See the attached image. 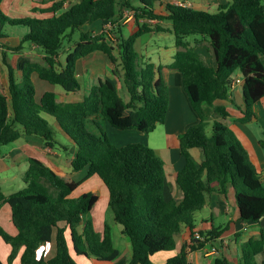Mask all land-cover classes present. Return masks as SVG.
<instances>
[{
	"label": "trees",
	"instance_id": "trees-1",
	"mask_svg": "<svg viewBox=\"0 0 264 264\" xmlns=\"http://www.w3.org/2000/svg\"><path fill=\"white\" fill-rule=\"evenodd\" d=\"M46 1L51 5L41 9L43 16L9 17L0 7V24L28 28L16 49L30 42L44 52L42 64L21 59L17 68L20 76L7 64L8 93L0 88V144L26 134L40 137L48 147L66 148L44 117L46 114L54 117L74 145L71 169L87 172L82 180H73L31 157L22 189L5 195L0 187V205L9 206L17 229L11 235L0 225V238L10 246L6 262L0 259V264H13L20 251V264H78L74 258L78 255L105 263L117 259L119 251L113 244L110 226L104 223L98 233L88 215L99 198L98 191L72 196L83 180L93 175L107 188L108 208L128 238L130 258L126 264H189L185 247L163 263H154L151 256L174 250L175 236L184 228L193 236L194 213L203 208L208 194L224 192L227 184L234 191L238 219L260 220L264 216V182L230 128L215 120L211 133H206L205 107H211L221 117L228 114L225 107L215 102L228 99L232 74L239 71L244 103L238 121H257L253 104L264 95V0H229L215 12L160 0H74L66 8L64 0ZM155 2L163 4L165 14L154 12ZM126 9L132 12L137 25L128 36L117 21ZM141 18L171 22L177 48L171 63L154 66L140 58L134 48L136 39L144 33L162 30L157 23L152 28L139 22ZM107 21L111 28L105 32ZM75 33L79 34L78 39L66 53L64 63L58 66L57 56L64 42L71 41ZM4 36L0 31V38ZM189 36L207 41L213 65H208L189 46ZM95 51L104 53L115 65L114 75L120 67L129 95L127 102L109 78L99 79L79 102H58L53 91H45L39 102L35 101L32 73L66 92H78L81 83L76 62ZM170 71L180 73L182 87L199 120L178 136L184 165L176 172L175 180L182 196L167 200L162 158L141 142L114 145L100 120L119 130L152 132L167 115L166 76ZM90 124L96 130L90 129ZM193 147L202 151L200 164L194 162L189 152ZM226 228L213 227L202 232L205 240H191L190 248H201ZM52 239L55 253L47 258V245ZM220 262L228 264L225 260ZM239 264H264V229L242 243Z\"/></svg>",
	"mask_w": 264,
	"mask_h": 264
},
{
	"label": "crops",
	"instance_id": "crops-1",
	"mask_svg": "<svg viewBox=\"0 0 264 264\" xmlns=\"http://www.w3.org/2000/svg\"><path fill=\"white\" fill-rule=\"evenodd\" d=\"M73 1L74 0H64V8H66ZM160 1L163 3L178 4V2L183 0ZM228 1L229 0H184L187 7L206 10L209 12L217 11L220 4H225ZM50 5L51 2L46 0H2L0 3V7L4 13L9 17L14 18L25 16H43L45 14L41 12V9ZM154 12L157 14H165L163 11V4L160 5L159 2H155ZM131 19H133L132 12L127 9L117 17V21H119V23L123 22L122 30L124 26L132 22ZM139 22H145L152 28H154L157 23L162 29L144 33L136 39L134 48L140 55V58L143 61L153 63L154 66L171 63L177 50L175 46V38L171 32V22L168 20L157 21L142 18L139 19ZM109 23V21L105 22L104 27ZM0 31L5 34L4 37L0 38V88L4 94H7V64L14 68L17 75L20 76V71L17 69L20 60L25 58L32 62L42 64L44 62V52L40 46L30 42H24L20 49H16V47L20 45L21 37L28 32V28L25 26L10 25L5 23L0 24ZM166 34L173 36V41H171L170 44L157 45V47L150 45L152 36H162ZM186 40L188 41L189 46L194 47L195 51L200 54L202 59L208 65H213V54L205 39L200 36H189ZM3 55L5 57V62L3 61ZM64 58L65 55L62 57L61 52H59L57 56L58 66L64 63ZM114 68L115 65L111 64L106 55L101 51H95L89 56L79 59L76 62V75L81 83V88L78 92H66L59 85L51 84L48 81L39 78L38 74L34 72L31 77L35 86V101L39 102L45 91H53L58 102H79L83 99L84 95L89 93L90 88L98 83L99 79L109 78L114 81L124 102H127L129 100V95L126 96L127 91L122 83V71L120 67L117 66V75H114L112 73ZM235 78H239L240 82L230 87L228 99L215 102L216 105H222L225 107L228 114L225 117H221L217 113H214L211 107H205L208 118V124L206 127L211 128L212 122L217 120L230 128L240 141L242 147L248 155V158L250 159V162L253 164L256 172L264 182V95L253 104V110L257 115V121L250 124L239 122L238 118L243 115L241 109L244 103L242 95V76L239 71H236L234 78L232 77V79ZM166 79L168 85V110L165 121L160 124L161 129L158 132L156 139H152L150 137V132L145 133L135 129L115 131L114 129L116 128L112 127L106 120H100V122L105 128H107L108 132L119 136L121 141L125 138H127L125 141L135 139L152 147L156 151L164 163L166 182L164 196L168 200L171 198H181L182 196L181 190L175 180L176 172L184 165V157L181 155L179 149L178 136L184 132L187 127L197 123L199 118L197 113L192 108L182 87L180 73L178 71H170L167 73ZM48 116L49 115L46 114L44 115L55 130L60 132L61 130L54 117ZM158 125L159 124H157V126ZM90 129L96 130L92 124H90ZM61 134L62 137L65 138V141H60L66 144V148L48 147L40 137L26 134L20 136L11 143L0 144V187L5 195L11 194L24 187L25 184L23 181V175L28 168V159L31 157L38 158L59 175L67 176L73 179L71 175L74 172H78L73 171L70 166L75 148L62 131ZM123 143L124 142H119L118 145ZM64 152L67 155H64ZM189 152L196 164H200L202 162L203 154L200 148H190ZM94 177L98 178L96 175H93L88 177L86 180L91 181ZM80 186L72 193V196H78L79 194L90 190H97L99 193L97 202L90 210L91 214L100 197H107L108 200V190L104 184L90 190L78 191ZM107 213V218H110L107 220L108 222L104 221L103 215L99 218H94L93 216L90 217V214L88 215L92 219L94 228L98 233L102 232L104 223H107L110 226L112 241L114 244L112 229L113 224H116L117 222L114 221L110 211ZM97 223H99V225H97ZM0 225L11 235H15L17 233V229L11 220L10 208L6 203H2L0 205ZM194 226V231H200L203 236L204 234L202 232L211 230L213 227L227 228L220 236L207 240L201 248L194 250L189 247V243L191 240L194 241V237L187 228H184L175 236L176 248L174 250L157 252L151 256V260L154 263H163L167 258L177 253L182 247H185L189 264H221V260L227 261L228 264H239L240 246L249 237H257L261 229H264V216L256 222L239 220L234 191L231 185L227 184L224 192L213 191L207 195L203 208L194 213ZM98 227H100V230H98ZM121 230L122 226L119 224L117 232L119 234V239L121 240V248H117L114 244L119 251V256L114 261L109 263L99 262L93 258H85L82 255L74 256L75 260L79 264H113L119 260H122L121 264H126L130 258V246L128 238L121 232ZM237 232H240V235H237L239 238H236ZM211 245H216L218 247V252L207 255L206 250ZM47 248V258H49L55 253L53 239L51 243L47 245ZM9 252L10 246L7 249L6 256ZM20 253L21 251L14 259L13 264H20ZM260 259L261 256L258 257V260Z\"/></svg>",
	"mask_w": 264,
	"mask_h": 264
},
{
	"label": "rangeland",
	"instance_id": "rangeland-1",
	"mask_svg": "<svg viewBox=\"0 0 264 264\" xmlns=\"http://www.w3.org/2000/svg\"><path fill=\"white\" fill-rule=\"evenodd\" d=\"M132 22H130L129 24H127L126 26H124L123 28V34L125 36H128L129 34H131L135 29H136V24L134 22L133 19H131ZM123 22H121V25L123 26L122 24ZM78 36L79 34L78 33H75L72 37V40L71 41H65L64 44H63V47L61 49V55L62 57L64 55H66V53L69 51V49L71 48L72 44L78 39ZM171 41H173V36L171 35H155V36H152V39L150 41V45H154V47H157V45H165V44H170ZM236 75V72H234L232 74V77L234 78V76ZM127 92H126V96H127ZM45 115V114H44ZM49 117V116H48ZM109 127V125H108ZM160 124L157 126V128L155 130H153L152 132H150V137L152 139H156L157 137V134L158 132L160 131ZM102 128L103 130L105 131V133L107 134L109 140L111 141V143H113L114 145L116 146H120L118 145L119 142H124L123 144H126V143H129V142H141V141H138V140H129V141H125L127 138H125L124 140L122 139V141L120 140V137L119 136H116L110 132L107 131V128L104 127V125L102 124ZM115 131H121L119 129H114ZM206 133L207 134H210L211 133V128L210 127H206ZM56 136L62 140V141H65V138L62 137V134H61V131L58 132L56 131ZM143 143V142H141ZM121 144V145H123ZM64 155H67L65 154L64 152ZM70 156V155H69ZM87 172L86 169H83V170H80L78 172H74L71 177L75 180H82L84 178V174ZM87 179V178H86ZM86 179L83 180L80 188L78 189V191H81V190H90V189H93V188H97V186H102V181L99 179V178H96L94 177L93 180L91 181H87ZM6 190V189H5ZM77 191V192H78ZM107 197L104 198V197H100L96 207L94 208L92 214L91 212L89 213L90 214V217L93 216L94 218H99L101 217V215H103V219L105 222H108L107 220H109L107 217H108V211L109 208H108V203H107ZM106 212V213H105ZM218 222V221H217ZM100 223V221H99ZM99 223H97V225H99ZM117 225V226H116ZM117 227H119V224L118 223H114L113 224V229H112V232H113V240H114V244L117 248H121V245H120V239H119V234L117 232ZM98 230H100V227H98ZM240 232H237L236 234V238H239V236H237ZM240 235V234H239ZM124 239H127V238H124ZM9 245L6 244L1 238H0V259L4 262H6V252H7V249H8ZM78 263V262H77ZM122 263V260H119L118 262H115L113 264H121ZM79 264V263H78ZM104 264V263H103Z\"/></svg>",
	"mask_w": 264,
	"mask_h": 264
},
{
	"label": "built area",
	"instance_id": "built-area-1",
	"mask_svg": "<svg viewBox=\"0 0 264 264\" xmlns=\"http://www.w3.org/2000/svg\"><path fill=\"white\" fill-rule=\"evenodd\" d=\"M179 5H182V6H186V3L184 1H180L178 2ZM111 28V23H109L108 25H106L104 27V31L107 32L108 30H110ZM240 82V79L239 78H235V79H231L230 81V87L236 83H239ZM193 237H194V241H204L205 238L204 236L200 233V231L198 230H195L194 231V234H193ZM192 243V241L189 243V245ZM190 247V246H189ZM218 252V247L216 245H211L207 250H206V254L207 255H210V254H215Z\"/></svg>",
	"mask_w": 264,
	"mask_h": 264
}]
</instances>
